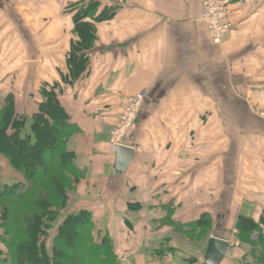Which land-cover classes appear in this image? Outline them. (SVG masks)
<instances>
[{"label": "crops", "instance_id": "1", "mask_svg": "<svg viewBox=\"0 0 264 264\" xmlns=\"http://www.w3.org/2000/svg\"><path fill=\"white\" fill-rule=\"evenodd\" d=\"M76 1L0 0V103L13 94L30 121L40 88L56 84L79 128L68 144L84 176L72 211H91L112 264H207L212 236L230 242L219 264L252 262L236 222L264 214V0H232L220 44L202 0H99L114 15L95 22L88 69L69 82ZM137 92L135 156L114 174L110 132ZM205 214L211 228L194 230Z\"/></svg>", "mask_w": 264, "mask_h": 264}, {"label": "trees", "instance_id": "2", "mask_svg": "<svg viewBox=\"0 0 264 264\" xmlns=\"http://www.w3.org/2000/svg\"><path fill=\"white\" fill-rule=\"evenodd\" d=\"M100 6L99 0H77L68 6L77 40L67 56L69 73L64 80L74 82L88 69V52L97 41L95 22L114 15L109 8L98 12ZM59 92L56 84H44L39 109L30 121L17 112L13 94L0 103V154L24 177L7 182L0 175V200L5 201L0 206L3 264H112L115 259L111 238H97L91 211L81 209L60 215L58 206L66 202L68 184L83 173L68 145L79 128L62 105ZM190 225L194 230H209L211 218L205 214ZM262 225L264 214L259 222L245 215L237 218L236 236L250 245L253 258L243 264H264ZM51 229H55L52 240ZM255 231L257 238H253Z\"/></svg>", "mask_w": 264, "mask_h": 264}, {"label": "built area", "instance_id": "3", "mask_svg": "<svg viewBox=\"0 0 264 264\" xmlns=\"http://www.w3.org/2000/svg\"><path fill=\"white\" fill-rule=\"evenodd\" d=\"M231 4L232 0H202L201 20L216 44L223 41L232 27L229 22ZM144 99V92H137L124 98L121 115L109 136V143L113 149L116 150L118 146H129V141L138 129V116Z\"/></svg>", "mask_w": 264, "mask_h": 264}, {"label": "water", "instance_id": "4", "mask_svg": "<svg viewBox=\"0 0 264 264\" xmlns=\"http://www.w3.org/2000/svg\"><path fill=\"white\" fill-rule=\"evenodd\" d=\"M135 156V150L131 146H118L116 148V163L114 174L127 169ZM230 242L217 236H212L209 240L207 250V264H219L226 255Z\"/></svg>", "mask_w": 264, "mask_h": 264}, {"label": "rangeland", "instance_id": "5", "mask_svg": "<svg viewBox=\"0 0 264 264\" xmlns=\"http://www.w3.org/2000/svg\"><path fill=\"white\" fill-rule=\"evenodd\" d=\"M230 31V30H229ZM225 38V37H224ZM224 40V39H223ZM76 135V133L71 135L70 140ZM0 175H2L3 179L7 182L11 181L12 179H24L23 175L19 172H17L16 170H14V168H12L10 166L9 160L8 158L4 157L2 154H0ZM83 175H79L78 180H76L75 182H70L71 184H68L69 186V190H68V194H67V199L65 204H63V206H58L59 207V211H60V215L64 216L67 215L68 213L72 212V209H74L75 207V203L79 201V197L80 193H79V188H80V183L83 180ZM81 197V196H80ZM61 201V199H59V202ZM5 201L3 199L0 200V206L4 203ZM50 233V237L51 240L54 236L55 233V229H51L49 231ZM256 233V231H255ZM99 235L97 234V238L99 239ZM195 237H197V235H195ZM101 239V237H100ZM49 245H51V241H49ZM0 264H3L0 261Z\"/></svg>", "mask_w": 264, "mask_h": 264}]
</instances>
